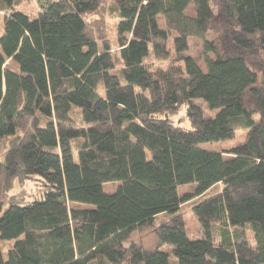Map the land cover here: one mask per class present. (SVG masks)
<instances>
[{"label": "trees", "instance_id": "obj_1", "mask_svg": "<svg viewBox=\"0 0 264 264\" xmlns=\"http://www.w3.org/2000/svg\"><path fill=\"white\" fill-rule=\"evenodd\" d=\"M27 1L0 0V264H264V0Z\"/></svg>", "mask_w": 264, "mask_h": 264}, {"label": "rangeland", "instance_id": "obj_2", "mask_svg": "<svg viewBox=\"0 0 264 264\" xmlns=\"http://www.w3.org/2000/svg\"><path fill=\"white\" fill-rule=\"evenodd\" d=\"M35 3L33 1H27V0H22V4L19 6V11L22 12H31L34 10ZM193 5H190L186 11V14L188 16L193 15ZM103 25L104 26V33L106 35V38L108 40V43L110 45V48L113 53H117L118 51V46H117V33H116V20L108 14H105L103 16ZM160 29H164V25L162 21H159L158 23ZM204 40L210 41L212 39V36L208 34L203 38ZM197 38H189L188 39V50L184 53V55L190 56L193 61L196 63V65L201 69L202 72H206V67L204 64V56H203V41ZM148 61H151V58L148 59ZM197 104L201 106L202 102L200 100L196 101ZM172 121L175 124H179L181 127L188 128L189 123L187 121L186 115H185V109H181L178 114L172 117ZM244 138V131L242 130H237L235 134V138L232 141L229 142H224V143H210V144H201L199 147L201 149L207 150V151H220L222 149H227L229 147H232L238 143H240ZM117 188V184L112 183V184H107L104 185L103 189L104 192L109 194L115 191ZM195 189L194 184L186 185V186H181L178 188V193L180 196L185 195V194H193V191ZM39 190V184L34 182V181H25L22 185H15L14 188L11 190L9 193L10 196H18L19 198L21 197H30L33 194H37ZM196 199H193L183 205H181V213L184 219V226L187 234L190 237H199L202 235L201 228L195 219L191 206L192 203ZM70 208H84L81 206L69 204ZM133 237H135L138 242L142 243L143 245H151L152 241L154 239V236L151 231H143V232H137L133 234ZM162 251L171 253V247L170 246H163ZM173 258V257H172Z\"/></svg>", "mask_w": 264, "mask_h": 264}]
</instances>
